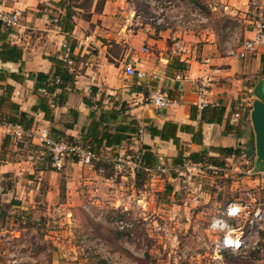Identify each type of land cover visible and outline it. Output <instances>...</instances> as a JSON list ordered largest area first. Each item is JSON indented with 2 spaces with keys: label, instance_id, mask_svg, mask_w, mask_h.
I'll return each mask as SVG.
<instances>
[{
  "label": "crops",
  "instance_id": "obj_1",
  "mask_svg": "<svg viewBox=\"0 0 264 264\" xmlns=\"http://www.w3.org/2000/svg\"><path fill=\"white\" fill-rule=\"evenodd\" d=\"M83 1L13 0L19 24L0 28V264H86L84 241L77 239L75 249L68 229L79 223V210L87 218L89 211L130 206L135 172L107 170L112 160L138 158L143 146L155 157L151 169L164 167L173 182L182 170H236L255 150L250 112L253 89L264 80V48L241 58L239 46L219 53L212 43H169L168 31L150 37V28L122 26L118 0H92L89 7ZM242 1L234 6L242 9ZM62 73L69 77L63 86L51 81ZM154 91L168 97L167 108L150 103ZM37 125L72 145L87 146L94 127L99 134L105 125L110 132L126 127L127 138L111 147L102 142L91 166L69 158L56 170L36 140L11 135L12 126Z\"/></svg>",
  "mask_w": 264,
  "mask_h": 264
},
{
  "label": "rangeland",
  "instance_id": "obj_2",
  "mask_svg": "<svg viewBox=\"0 0 264 264\" xmlns=\"http://www.w3.org/2000/svg\"><path fill=\"white\" fill-rule=\"evenodd\" d=\"M116 4L122 26L130 32L150 28L145 33L157 37L156 30L168 31L169 43L188 41L198 49L212 43L219 53L235 50L249 32L264 26V0H244L242 9L234 6V0ZM253 155L252 149L250 159L236 163V170L231 165L216 172L182 170L175 173L174 182L164 174L141 177L130 206L85 212L87 218L78 211L79 223L68 229L75 239L73 247L77 249V239L84 241L79 246L86 264H264V170L252 174ZM247 191L254 200L246 198ZM243 203L249 206L241 214L226 215L227 206ZM256 212L261 219L250 225ZM114 218L127 225L115 224ZM234 242L242 246L237 248Z\"/></svg>",
  "mask_w": 264,
  "mask_h": 264
},
{
  "label": "built area",
  "instance_id": "obj_3",
  "mask_svg": "<svg viewBox=\"0 0 264 264\" xmlns=\"http://www.w3.org/2000/svg\"><path fill=\"white\" fill-rule=\"evenodd\" d=\"M13 0H0V28L4 29H13L17 27L21 19V10L13 7L10 3ZM264 48V26H262L254 38L244 41L239 45L236 55L238 57H244L249 52H257L260 49ZM233 54V53H231ZM67 65H71L72 61L66 59ZM127 75H135V71L132 67L126 68ZM141 76L140 74H137ZM53 82L56 84H61L62 82L59 79H53ZM211 82V79L207 78L203 81L198 89L199 97L202 99L204 95L208 93V85ZM150 103H152L156 108L164 109L170 105V100L168 97L160 92L154 91L150 94L149 97ZM53 105V104H52ZM201 106H205L203 100L200 101ZM235 117L238 118L239 115L235 114ZM11 135L17 140H36L40 147L44 149L45 154L50 159L51 166L56 170H61L65 167L66 161L71 158L73 161L78 162L85 166H91L94 161L98 159L95 157L91 151L85 149L80 145H72L64 141H57L51 134V131L42 126H35L31 129H22L20 126H12ZM110 164L113 166L114 170L123 171L124 169H129L130 171L142 170L146 174L154 177H160L165 174L167 170L164 167L157 168L155 170L151 168L142 167L137 158H118L110 161ZM189 170V169H188ZM214 171V170H213ZM157 172V173H154ZM153 174V175H152ZM253 174V173H252ZM245 196L249 200H254V196L250 192H246ZM249 206V203H243L240 205H229L226 208L227 216H238L243 212L245 208ZM261 219L259 212H256L253 216V220L250 221V225H255ZM114 223L117 225L126 226L123 220H118L114 218ZM6 242H9L8 240ZM235 247L240 248L242 245L239 242H234ZM16 261H12V264H15Z\"/></svg>",
  "mask_w": 264,
  "mask_h": 264
},
{
  "label": "trees",
  "instance_id": "obj_4",
  "mask_svg": "<svg viewBox=\"0 0 264 264\" xmlns=\"http://www.w3.org/2000/svg\"><path fill=\"white\" fill-rule=\"evenodd\" d=\"M85 2H88V0H84L83 4ZM58 76V74H57ZM55 77V78H59L60 81L62 82L59 86H63L64 82L66 80H68V74L67 73H62L61 75H59V77ZM44 79V75L42 74H38L37 75V81L40 82ZM54 77L52 78V82H53ZM55 86V85H53ZM48 113V110L45 109V114ZM111 113V111H110ZM109 113V116H110ZM75 114V117L77 116V113H73ZM105 112L102 111L101 115H100V121L102 122V120L104 119L105 116ZM93 124H96V120L93 121ZM96 127H94L93 133L90 137L89 143L87 146L82 145V147H84L85 149L91 151L93 154L97 155L98 149L101 146L102 142H105L104 146L105 147H111V146H116L119 145L121 143V141H123L124 139L127 138V135H125L126 132V127H121L120 125L114 128V131L110 132L108 130V126L105 125L104 130L102 132H100L99 134H97V132L95 131ZM138 128L135 127L130 128L128 134H136L138 132L137 130ZM143 150V152L141 151L138 155V161L140 163V165L142 167L145 168H152L155 166V157L154 155L149 151L148 147L143 146L141 148ZM224 152L226 153H230L231 150H225ZM105 169V167H104ZM135 175H136V182H135V186H140L139 184V180L141 179V177H148L146 174L143 173L142 170H138V171H134Z\"/></svg>",
  "mask_w": 264,
  "mask_h": 264
},
{
  "label": "water",
  "instance_id": "obj_5",
  "mask_svg": "<svg viewBox=\"0 0 264 264\" xmlns=\"http://www.w3.org/2000/svg\"><path fill=\"white\" fill-rule=\"evenodd\" d=\"M254 101L250 112V122L254 134L255 165L253 174L264 170V80L253 89Z\"/></svg>",
  "mask_w": 264,
  "mask_h": 264
},
{
  "label": "bare ground",
  "instance_id": "obj_6",
  "mask_svg": "<svg viewBox=\"0 0 264 264\" xmlns=\"http://www.w3.org/2000/svg\"><path fill=\"white\" fill-rule=\"evenodd\" d=\"M229 244H231V242ZM226 245H228V244L226 243Z\"/></svg>",
  "mask_w": 264,
  "mask_h": 264
}]
</instances>
